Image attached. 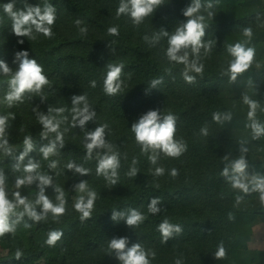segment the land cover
Instances as JSON below:
<instances>
[{
	"label": "trees",
	"instance_id": "obj_1",
	"mask_svg": "<svg viewBox=\"0 0 264 264\" xmlns=\"http://www.w3.org/2000/svg\"><path fill=\"white\" fill-rule=\"evenodd\" d=\"M11 2L0 0V59L14 71L18 67L14 63L15 53L27 51L29 58L43 67L49 84L41 93H26L22 103L9 107L4 100L9 77L0 74V115L9 116L7 139L13 149L11 157L0 150L6 191L9 199H14L12 194L17 191L30 201L36 199L35 183L16 187V177L25 175L23 165L20 171L12 169L24 148V138L31 136L34 150L23 163L28 158L37 160V172L52 176L53 185L64 190L67 203L58 220L50 213L39 223L25 216L14 234L0 237V264H120L108 248L109 240L119 237L128 238V247L140 243L146 251L154 252V259L149 256L151 264H175L177 259L181 264H260L264 253L250 249L252 227L264 220L259 193L246 195L233 189L221 172L227 163L222 158H237L243 141L248 148V173L264 174V136L252 138V130L247 126L250 107L243 99L246 95L258 101L255 119L264 123V0H201L202 8L196 15L204 16L202 40L206 44L211 42L212 47L207 52L201 48L199 53L203 78L195 72L188 73L195 76L194 83L185 81L184 64L168 59L167 36L161 35L155 44L144 40L161 29L172 35L177 26L186 22L183 10L192 0H163L139 25L127 14L117 15L120 0H14L15 9L25 5L43 8L45 2L55 7L56 20L51 26L54 35L47 38L34 32L35 40L13 33L12 20L3 9L4 4ZM208 3L212 8H206ZM78 19L82 22L79 26ZM110 27H117L119 34L110 35ZM245 27L252 29L246 47H253L255 56L249 70L230 82L225 74L232 59L227 48L248 40L242 32ZM81 28L87 31L82 33ZM188 53L189 60L193 59L191 49ZM108 64L124 65L121 91L114 96L104 92ZM160 78L162 83L157 88H149L153 79ZM80 94L86 95L96 113L84 129L72 126L71 97ZM36 107L45 114L49 107L65 109L59 115L51 113L62 121L59 131L65 146L47 160L39 149L55 139L56 133L41 138L42 125L33 111ZM149 110H160L161 116H176L175 139L183 140L187 146L179 158L160 153L157 163L152 164L148 159L151 152H142L131 126ZM215 112H230L232 119L218 123L212 118ZM11 115H15L14 120ZM105 124V139L120 160L115 187L103 175H97V151L91 159L86 158V132ZM202 128L207 129V135ZM98 151L103 154L106 150ZM133 159L139 170L135 178L128 175ZM53 161L57 162L54 169L49 167ZM69 162L87 169L88 175L68 170ZM156 168H163V175H156ZM173 169L175 176L171 175ZM81 180H86L89 189L97 193L91 218L86 220H81L74 208L81 193L74 191L73 185ZM46 194L56 202L52 187L46 188ZM237 196L243 197L239 203ZM155 197H160L162 203L157 205L160 212L152 214L148 204ZM133 208L145 216L139 226L132 228L124 220L111 219L112 211L127 212ZM37 210L40 211L39 206ZM164 219L182 228L166 243L158 231ZM25 223L31 227L25 228ZM53 230L63 235L54 246H49L45 242ZM221 242L226 256L215 259ZM18 249L23 253L20 260L15 259Z\"/></svg>",
	"mask_w": 264,
	"mask_h": 264
},
{
	"label": "clouds",
	"instance_id": "obj_2",
	"mask_svg": "<svg viewBox=\"0 0 264 264\" xmlns=\"http://www.w3.org/2000/svg\"><path fill=\"white\" fill-rule=\"evenodd\" d=\"M163 4V0H120L117 9V15L127 14L131 17L135 25L141 24L144 19L152 15L156 9ZM202 8L201 0H192L191 4L183 10V15L187 18L186 22L181 23L176 27L175 32L169 36V33L163 29L155 33L151 39L148 36L144 37L145 41L151 44L159 42L161 35L168 37V48L166 55L170 61L182 63L185 65L183 73L184 79L187 83H194L195 76L188 75L189 72H195L203 78V64L199 62V53L201 48L205 51L211 50L212 43H204L202 38L205 36V25L203 23L204 16L196 15ZM207 9L212 8V4L208 3ZM4 12L12 20V31L17 37H28L30 40H35V33L43 34L47 38H51L52 25L56 20L55 7L47 2L44 3L43 8L40 6L25 5L23 9H15L14 0L11 3L3 5ZM212 16L211 12H208ZM82 22L78 19L76 24L79 26ZM80 31L85 33L86 28H81ZM243 35L248 38L243 43H235L227 48L228 53L232 57L230 60L226 75L229 76L230 82H235L239 75L247 72L252 65L255 49L253 47H246V44L251 40L252 29L245 27L242 29ZM110 35H118L117 27H110L108 29ZM19 43H23L20 40ZM188 49L194 55V58L189 60ZM14 63H18V67L13 71L8 64L0 59V74L9 77V90L4 96V100L8 106L11 107L15 103H22L26 93L42 92L43 88L49 84L47 76L44 74L43 67L36 59L29 58L27 51H19L15 53ZM123 64H108L107 75L104 80V92L109 96H114L121 91L122 81L120 76L122 73ZM162 83V78L153 79L150 82L149 88H157ZM95 87V82H92ZM244 102L249 105L250 111L248 113L250 124L247 125L252 130V138L259 139L264 136V123L255 119V113L259 107L258 101L250 99L248 96L243 97ZM44 102V98H41ZM73 105V127L79 126L84 129L86 124L92 121L96 115L95 111L90 108L87 97L84 94L73 95L71 97ZM33 111L37 112V117L42 131L40 133L42 139H47L49 133H56L55 139L50 140L47 144L42 145L39 149L40 154L45 160L50 156L56 155L57 150L65 146L63 134L59 131L61 120L56 119V116L51 115L55 112L57 115L63 113L65 109L48 108V114L39 112L38 107ZM213 120L221 123L224 121H231L232 115L230 112H215L212 116ZM11 119H15V115H11ZM176 116L169 113L161 116L160 110H149L142 115L139 120L132 124L131 130L135 134L137 144L141 146L144 153L151 152L148 159L152 164H156L160 153L172 158H179L187 149L183 140L175 139L176 132ZM108 126L101 125L96 127L93 131H88L85 134V148L86 158L91 159L92 153L97 151V175H103L105 179L114 187L118 181V168L120 167L119 154L112 150V145L107 143L105 139V130ZM10 128L9 116L0 115V150H2L6 157L13 155V149L7 139L8 129ZM202 133L207 135V129L202 128ZM246 142H241L239 147L240 155L235 159H230V155H225L222 160L227 161L221 175L231 184L233 189H238L244 194L251 192H258L260 202L264 205V174L254 173L249 174L246 169L248 167L247 152L248 148L245 146ZM24 148L15 158L16 162L12 165L13 171H20L23 165L22 177H16L15 184L17 188L23 186H31L34 183L38 189L35 201H30L26 196H22L19 191L13 193L14 199H9V194L6 191L7 177L4 170L0 169V237L5 234H14L16 226L26 216L29 220L39 223L47 219L49 213L54 220H58L66 211L65 192L62 188L53 185L52 176L44 175L37 172L40 167L39 162L35 159L28 158L27 163L24 164L26 157L34 150V143L31 136H26L23 140ZM98 150H106L100 154ZM137 161L133 159V167H131L128 175L136 177L139 170L135 167ZM57 162L53 161L49 167L56 168ZM68 170H74L81 176L88 175V170L82 166L76 165L73 162L67 164ZM163 168H156V175H163ZM171 175H177L175 169L172 170ZM250 177V178H249ZM52 187L56 193V202L54 203L46 194V188ZM74 191L81 193L78 196L74 208L81 214V220L91 218L94 202L97 199V193L89 189L86 180H81L73 185ZM243 197L237 196V203ZM162 203L160 197L152 198L148 204V211L152 214L160 212L158 204ZM39 206L40 211L37 210ZM231 219V214H229ZM111 219L113 221L124 220L129 227L139 226L144 220L145 216L137 209H128L124 211H112ZM25 228L31 227L30 224L25 223ZM158 231L166 243L174 234L182 232L180 225L171 224L168 219H164L158 225ZM63 233L59 230H53L49 233L46 244L54 246L60 240ZM129 240L127 237L112 238L108 242L109 254H115L116 259L120 264H151L149 256L155 258V253L146 251L140 243H133L128 247ZM23 253L18 249L15 253V259L20 260ZM226 256V249L221 242L218 250L214 253L215 259H222ZM175 264H181L177 259Z\"/></svg>",
	"mask_w": 264,
	"mask_h": 264
},
{
	"label": "rangeland",
	"instance_id": "obj_3",
	"mask_svg": "<svg viewBox=\"0 0 264 264\" xmlns=\"http://www.w3.org/2000/svg\"><path fill=\"white\" fill-rule=\"evenodd\" d=\"M247 172H249L246 169ZM253 228V237L250 243V249L264 253V220L256 222ZM260 264H264V256L261 257Z\"/></svg>",
	"mask_w": 264,
	"mask_h": 264
}]
</instances>
